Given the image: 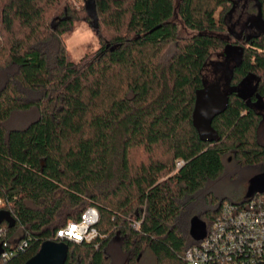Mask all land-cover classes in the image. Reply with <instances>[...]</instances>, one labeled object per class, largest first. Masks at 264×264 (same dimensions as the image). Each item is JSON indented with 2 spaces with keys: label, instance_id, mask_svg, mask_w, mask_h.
<instances>
[{
  "label": "trees",
  "instance_id": "trees-1",
  "mask_svg": "<svg viewBox=\"0 0 264 264\" xmlns=\"http://www.w3.org/2000/svg\"><path fill=\"white\" fill-rule=\"evenodd\" d=\"M256 1L263 24L264 0ZM236 2L89 0L100 48L75 61L68 0H0V214L9 215L0 238L13 252L0 264H26L47 239L68 244L66 264H140L145 246L157 264H186L198 243L181 225L186 205L223 174L227 157L264 162L263 114L239 91L212 122L217 140H201L193 125L214 54L232 60L235 88L253 77L264 96V26L232 30ZM170 43L176 50L165 58ZM29 110L37 115L27 125L8 126ZM209 198L207 227L232 201ZM90 206L101 217L96 237H58ZM116 238L126 257L119 263L110 252Z\"/></svg>",
  "mask_w": 264,
  "mask_h": 264
},
{
  "label": "rangeland",
  "instance_id": "rangeland-1",
  "mask_svg": "<svg viewBox=\"0 0 264 264\" xmlns=\"http://www.w3.org/2000/svg\"><path fill=\"white\" fill-rule=\"evenodd\" d=\"M73 6V12L67 13L71 18L72 24L65 33L67 48L71 53V58L75 61H80L87 55L95 54L100 47L99 35L96 32L97 20L88 12L89 0H68ZM178 0H175L177 3ZM233 8V7H232ZM259 8L256 0H237L232 14L229 19V27L234 31H240L243 24L247 21V28L249 32H257L264 26L259 17ZM219 14V12H217ZM65 17V15H64ZM180 30L183 33L190 34L192 31L187 29L183 24L181 18L176 15ZM250 30V31H249ZM225 35V34H224ZM176 50V45L170 43L166 52L165 58L171 56ZM239 47H236V55L233 56L234 61H238ZM222 62L225 58L214 54L206 67L207 78L205 84H209L215 80H221V85L226 82L225 68H221ZM37 115L36 110H29L26 112H16L8 121V126H25L28 120ZM260 139L264 140V122L261 124ZM264 164V163H263ZM262 168V164L255 166H240L236 161L227 157L225 162V171L217 179L210 181L196 196V201L190 202L186 205L182 212L181 225L190 236V221L198 215L206 221L205 209H210L214 206L209 197H215L219 200L221 198H229L232 201H242L249 186V180L256 175ZM19 231V230H18ZM110 252L116 263L125 260V253L121 250L120 239L116 238L111 244ZM120 260V261H119ZM140 264H157V259L153 253L145 246L141 255Z\"/></svg>",
  "mask_w": 264,
  "mask_h": 264
},
{
  "label": "built area",
  "instance_id": "built-area-1",
  "mask_svg": "<svg viewBox=\"0 0 264 264\" xmlns=\"http://www.w3.org/2000/svg\"><path fill=\"white\" fill-rule=\"evenodd\" d=\"M3 204L0 199V207ZM100 218L98 208L90 206L79 221L60 229L58 237L88 241L99 234L95 225ZM209 227L207 235L185 252L186 264H264V193H256L243 204L225 201L220 215ZM2 234L0 228V237ZM6 244L0 238L2 260L13 254Z\"/></svg>",
  "mask_w": 264,
  "mask_h": 264
},
{
  "label": "water",
  "instance_id": "water-1",
  "mask_svg": "<svg viewBox=\"0 0 264 264\" xmlns=\"http://www.w3.org/2000/svg\"><path fill=\"white\" fill-rule=\"evenodd\" d=\"M114 49L115 47L112 48V50ZM205 85L196 94L193 125L198 130L201 140L212 142L218 139V132L213 128L212 122L215 117L225 112L230 100L229 95L233 91H223L217 80ZM256 193H264V171L256 173L250 178L245 196L251 199ZM4 218H9V215L2 212L0 214V225L3 223ZM189 228L190 235L195 241H200L207 235V223L198 215L191 219ZM39 249L26 264H66L70 247L63 240L47 239ZM3 252V247L0 245V258Z\"/></svg>",
  "mask_w": 264,
  "mask_h": 264
},
{
  "label": "flooded vegetation",
  "instance_id": "flooded-vegetation-1",
  "mask_svg": "<svg viewBox=\"0 0 264 264\" xmlns=\"http://www.w3.org/2000/svg\"><path fill=\"white\" fill-rule=\"evenodd\" d=\"M242 27L243 28H241L240 31H246V33L248 32L247 28L250 29L248 27V25H247V21H245V23L243 24ZM226 61H227L226 63L222 62V63H225V64H224L223 67L221 66L222 68L226 67V69H224L225 70L224 74L226 75V82L223 83L224 88L221 85V80L220 79L217 80V81H219V84L221 85L222 90L225 91V92H230V91H237L238 92L239 91L240 94H242L244 96V98H246V100L248 101L250 106H252V107L255 106L256 108L260 109V111L263 114V119H262V122H261V124H262L264 122V96L260 95L257 92L256 78H253V77H251L250 79L248 78L247 82H245L242 85H240L237 88H235L234 84H232L231 80H229V70L228 69L230 68V62L232 60H226ZM258 140H259L260 146L264 149V140H261L260 136L258 137ZM234 156H236V155H234ZM234 156L231 155L230 159H233L234 161H236ZM263 163L264 162L255 164V165L262 164V168H261V170L259 172L264 171V164ZM237 164L240 165V166L242 165V164H239L238 162H237ZM255 165H252V166H255ZM242 166H247V165H242ZM259 172H257V173H259Z\"/></svg>",
  "mask_w": 264,
  "mask_h": 264
}]
</instances>
